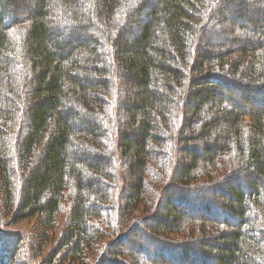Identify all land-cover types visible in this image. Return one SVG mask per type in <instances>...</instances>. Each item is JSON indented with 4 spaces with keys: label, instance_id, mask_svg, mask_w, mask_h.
Wrapping results in <instances>:
<instances>
[{
    "label": "trees",
    "instance_id": "trees-1",
    "mask_svg": "<svg viewBox=\"0 0 264 264\" xmlns=\"http://www.w3.org/2000/svg\"><path fill=\"white\" fill-rule=\"evenodd\" d=\"M0 191L32 255L69 191L63 262L120 201L155 211L97 264H264V0H0Z\"/></svg>",
    "mask_w": 264,
    "mask_h": 264
},
{
    "label": "rangeland",
    "instance_id": "rangeland-1",
    "mask_svg": "<svg viewBox=\"0 0 264 264\" xmlns=\"http://www.w3.org/2000/svg\"><path fill=\"white\" fill-rule=\"evenodd\" d=\"M228 29L232 26L231 23H226L225 25ZM232 26L231 28H233ZM230 28V29H231ZM53 36V35H52ZM255 37H260L259 34L255 32ZM212 46H214L212 44ZM126 173V170H123ZM154 181V177H149L148 181ZM158 183L162 184L163 181L156 180ZM151 183V181H149ZM123 183V181H122ZM118 189L117 200L121 194V185ZM17 189L19 186L17 185ZM128 192V191H127ZM3 194L0 191V220L3 228L8 231L17 232L25 239L23 248L20 251V256L24 257V259L29 260L33 264H97L101 257L106 255L107 247L111 242L117 239V236L125 233L127 228L129 229L130 225L133 222H136L137 219H141L143 216L152 215L154 213V209L149 207L145 203H140L136 206H131L128 208H122L120 206L121 202L118 201L116 207H112L107 213L96 216L92 218L91 222L93 223L96 234L95 241L88 248L84 249L85 257L83 259V254L79 259H76L74 262H71L70 259L66 261L60 260V253L54 258L51 255V252L54 251V248L59 243V239L64 231L65 219L68 216L70 205H71V193L66 191L64 193V201L61 205V213L55 217L54 224L51 229L48 230V240L40 244L41 251L39 255H32V247L38 246L37 244V234L41 231L37 225V217L27 218V219H17L15 214L16 207H12L11 209H7V204L4 202ZM160 213V212H159ZM141 217V218H139ZM129 225V226H128ZM189 231V230H187ZM186 232V231H185ZM186 233H174L173 237L175 238H184L186 237ZM36 250V249H34ZM61 252V251H59ZM149 255V251L147 252ZM52 257L54 259H52ZM32 260V261H31Z\"/></svg>",
    "mask_w": 264,
    "mask_h": 264
}]
</instances>
